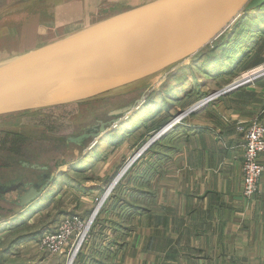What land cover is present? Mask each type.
Segmentation results:
<instances>
[{
	"label": "rangeland",
	"instance_id": "374dc122",
	"mask_svg": "<svg viewBox=\"0 0 264 264\" xmlns=\"http://www.w3.org/2000/svg\"><path fill=\"white\" fill-rule=\"evenodd\" d=\"M132 5L135 3L128 2L121 6L105 4L99 7L98 13L92 17H81L80 13L73 16L69 14L64 17L68 21L61 20L55 25H38L39 20L35 16L31 17L28 24L18 22V19L14 20L15 24L9 23L13 29L4 28L0 31V62L65 33L79 30L106 16L121 12L123 8ZM92 12L94 8L90 9V13ZM219 45L222 46L218 47ZM222 59L227 62L223 63ZM174 72H176L174 76L180 75L178 79L173 80ZM187 76L190 77V81L187 80ZM262 76H264V6L243 12L219 39L200 51L196 57L182 62L159 80L152 81L151 90L136 103L130 114L123 117L115 126L108 128L98 138L87 140L82 148L72 143L66 145L65 138L48 137L45 132H40L36 128L37 126L44 128L51 122L55 127L61 125L69 118L67 111L55 109L46 114L31 113L15 120L0 119L2 134L4 131L18 130L28 138L23 139L19 145L27 146L24 148L25 159L0 152V188H14L20 184L16 189L0 193V264H55L54 258L57 255L62 258V264H68L69 261L70 264L108 263L110 260L107 253L117 248L123 233L131 234L134 229V224H130L122 230L119 221L115 223L113 221L117 219L115 217L117 204L122 200L119 186L125 183V178L134 170L136 159L138 161L141 159L142 156L141 154L138 156V152L146 151L143 153L146 154L149 151L151 145L145 149L143 147L145 143L174 120L177 121L180 117L184 120L191 115L189 112L194 113L210 107L225 95L246 86L248 80L251 83ZM181 84L182 90L190 88L192 92H189L190 95L179 105L180 107L170 109L172 114L169 116L167 104L173 105L169 95L176 93ZM225 89H228L226 93L214 99L210 98L214 93ZM158 90L166 91L168 95L156 99L157 92L154 91ZM140 94L141 91H138L106 99L110 98L111 104L122 102L125 105L139 99ZM205 99L209 101L196 106ZM102 105H104L102 100L91 101L84 108L82 116L76 117L74 128L85 127L95 116L99 114L101 116ZM162 105L166 107L162 108ZM174 113H177L176 116ZM254 120L246 125L244 133ZM58 129H61L60 126ZM109 133L111 134L108 135ZM2 134L0 133V143L3 141ZM110 139L112 140L109 142ZM100 140L101 143L97 147ZM11 141L12 144L20 142L17 138H7L6 146ZM110 144L113 147L110 148L108 146ZM22 162L26 164L22 165ZM98 163L101 165L96 166ZM43 179L46 186L41 197L31 205L19 206L18 198L23 195V191ZM114 181L116 183L112 185ZM111 197L115 201L108 204ZM15 201L18 207L24 208L19 210L13 205ZM10 202L12 206H9ZM106 208L112 211L110 215H106ZM66 216L77 219V224L70 227L71 236L66 244L58 252L41 245L40 239L43 235L56 231L60 221ZM91 216L93 217L87 224ZM14 220L18 222L14 224ZM11 224H14V228L9 227ZM11 229L13 232L9 233ZM75 249H78V252L74 257ZM91 257L96 260H92Z\"/></svg>",
	"mask_w": 264,
	"mask_h": 264
},
{
	"label": "crops",
	"instance_id": "0c3cea01",
	"mask_svg": "<svg viewBox=\"0 0 264 264\" xmlns=\"http://www.w3.org/2000/svg\"><path fill=\"white\" fill-rule=\"evenodd\" d=\"M16 1L0 0V11ZM28 14L4 15L0 31L13 29L17 19L24 24ZM182 85L169 95V116L192 92ZM154 92L156 99L168 95ZM190 113L151 139L149 151L140 153L119 186L122 200L113 222L134 229L123 233L104 264H264V155L257 192L250 198L242 196L240 169L244 128L254 119L264 126V76ZM54 259L62 264L59 255Z\"/></svg>",
	"mask_w": 264,
	"mask_h": 264
},
{
	"label": "water",
	"instance_id": "95a60500",
	"mask_svg": "<svg viewBox=\"0 0 264 264\" xmlns=\"http://www.w3.org/2000/svg\"><path fill=\"white\" fill-rule=\"evenodd\" d=\"M128 2L135 5L0 62V118L102 100L99 119L66 139L82 148L130 114L152 81L216 41L243 12L264 6V0H19L0 19L23 11L24 24L35 16L38 25H55L69 14L92 17L102 5ZM138 91L139 99L125 105L106 99ZM45 186H29L19 206L39 199Z\"/></svg>",
	"mask_w": 264,
	"mask_h": 264
},
{
	"label": "built area",
	"instance_id": "2783aa9c",
	"mask_svg": "<svg viewBox=\"0 0 264 264\" xmlns=\"http://www.w3.org/2000/svg\"><path fill=\"white\" fill-rule=\"evenodd\" d=\"M247 82H250V80H248ZM228 89L222 90L214 98H217L221 94L226 93V90ZM208 101L209 100L207 99L206 102ZM187 113H182V115H185ZM179 119H181V117ZM176 122L177 121L174 120L173 123H170V128L172 127V124ZM263 155L264 127L259 121L254 120L248 125L245 130L244 144L242 146V156L240 160L242 196L245 198H250L257 192L258 183L263 172V167L260 161ZM76 224V217L70 218L69 216H66L60 221L59 227L56 231H54L53 233L48 232L43 235V237L40 239V244L49 247L51 251L58 252L66 244L67 239L71 236V233L69 232L71 225ZM77 252L78 249H75V251L73 252L74 257Z\"/></svg>",
	"mask_w": 264,
	"mask_h": 264
},
{
	"label": "trees",
	"instance_id": "16d2710c",
	"mask_svg": "<svg viewBox=\"0 0 264 264\" xmlns=\"http://www.w3.org/2000/svg\"><path fill=\"white\" fill-rule=\"evenodd\" d=\"M221 46L222 45H219L218 47H221ZM196 56H197V54L194 57H196ZM92 102H94V101H92ZM89 104H90V102H87V103H81V104H76V105L54 107L52 109H45L43 111L35 112V113H43V114H46V112H49V111L58 109V110L67 111V114L68 115L67 114L66 115H67V117H69L61 125H57L56 127L52 124L53 122H51L50 125L45 126L44 128L43 127H38V126L36 128L38 130H40V132H45L48 137L51 136V137L65 138L66 145H69V143L66 142V139L69 136H72V134L75 131H77V129L81 128V126H79L78 128H74V121H75V119H76L77 116H79V115L82 116V113L84 111V108L87 105H89ZM117 105L121 106V105H124V104L122 102H120ZM27 115H29V114H16V115H10V116H7V117H1L0 119L1 120H15V119H19V118L25 117ZM97 118H98V116H95L94 117V119H97ZM93 120L91 121V123L93 122ZM59 126H60L61 129H58ZM0 133L2 134L1 131H0ZM2 138H3V141H1V143H0L1 144V146H0V152H2L4 154H7V155L16 156V157H19V158L22 157V158L25 159V157H24V148H26L27 146H19L22 143V140L23 139H28L27 137L25 138V134L23 132H19L18 130H16V131H11V130L4 131L3 134H2ZM7 138H10V139L17 138V139H19L20 142H16V143H13L12 144V141H11L10 144H8L6 146V143H7L6 142V139ZM78 148H80V147H78ZM19 162L21 163V161H19ZM25 164L23 163L22 165H25ZM10 203L11 204L10 205L8 204V205L9 206H12V202H10ZM13 205H15L16 207H18L17 206V201L13 202ZM18 208H19V210H22L24 207H18ZM16 222H18V221L17 220H14L13 223L15 224ZM14 224L9 225V227H12ZM13 228H14V226H13ZM11 230L12 231H9V233L10 232L11 233L13 232V229H11Z\"/></svg>",
	"mask_w": 264,
	"mask_h": 264
},
{
	"label": "bare ground",
	"instance_id": "6f19581e",
	"mask_svg": "<svg viewBox=\"0 0 264 264\" xmlns=\"http://www.w3.org/2000/svg\"><path fill=\"white\" fill-rule=\"evenodd\" d=\"M140 1H142V3H143L145 0H140ZM219 38H220V37H219ZM219 38H218V39H219ZM211 44H212V43H211ZM211 44H210V45H211ZM186 61H187V60H186ZM218 93H219V92L214 93L212 96H210V98H213V99H214V97L217 96ZM210 98H208V99H210ZM205 103H206V99H205L204 101H202V102L197 103L196 106L198 107V105L201 106V105H204ZM186 112H187V111H186ZM179 121H180V119L178 118L176 123H179ZM170 126H171V124L167 125L164 129H167V128H168L167 130H169V129H170ZM164 129H163V130H164ZM138 132H139V131H138ZM106 138H107V137H106ZM150 143H151V140L146 144L145 149L149 146ZM140 153H141V151H139L137 155L140 156ZM135 158H136V157H135ZM100 165H101V164L98 163L96 166H100ZM96 166H95V167H96ZM96 168H97V167H96ZM115 183H116V181H114L112 185H114ZM109 189H110V188H109ZM96 211H97V210H95L94 213H96ZM93 215H94V214H93ZM92 217H93V216H91V218L89 219V221H88L87 224L90 223ZM87 224H86V227H87ZM68 264H70V261H69Z\"/></svg>",
	"mask_w": 264,
	"mask_h": 264
},
{
	"label": "flooded vegetation",
	"instance_id": "af4514ba",
	"mask_svg": "<svg viewBox=\"0 0 264 264\" xmlns=\"http://www.w3.org/2000/svg\"><path fill=\"white\" fill-rule=\"evenodd\" d=\"M41 182H42L43 184H45L46 181L44 180V181H41ZM28 187H29V186H28Z\"/></svg>",
	"mask_w": 264,
	"mask_h": 264
}]
</instances>
